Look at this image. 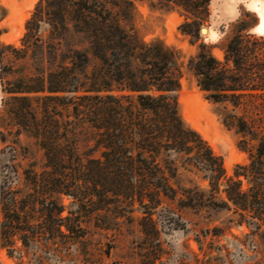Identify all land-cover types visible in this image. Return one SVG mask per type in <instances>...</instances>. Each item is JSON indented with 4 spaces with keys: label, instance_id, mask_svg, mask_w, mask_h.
<instances>
[{
    "label": "trees",
    "instance_id": "16d2710c",
    "mask_svg": "<svg viewBox=\"0 0 264 264\" xmlns=\"http://www.w3.org/2000/svg\"><path fill=\"white\" fill-rule=\"evenodd\" d=\"M133 1L39 0L27 20L16 58L30 60L28 70L9 90L19 128L0 156V250L15 264H119L114 251L138 228L135 264H167L163 233L191 229L204 251L208 236L228 228L193 219L188 228L186 211L205 219L226 210L237 217L229 222L250 229L235 235L236 264H264V35L242 18L222 42L223 59L201 44L188 62L249 154L229 175L223 157L180 114V52L124 24ZM158 1L181 9L180 29L200 39L212 0ZM22 132L42 150L41 164L27 151L18 155ZM183 171L207 185L185 184ZM210 244V253L223 251Z\"/></svg>",
    "mask_w": 264,
    "mask_h": 264
},
{
    "label": "rangeland",
    "instance_id": "374dc122",
    "mask_svg": "<svg viewBox=\"0 0 264 264\" xmlns=\"http://www.w3.org/2000/svg\"><path fill=\"white\" fill-rule=\"evenodd\" d=\"M226 1L212 0L210 6L211 16L201 26V28L206 26V30L203 34L200 30V39L185 34L180 29L181 24L187 19L181 9L168 8L159 3L158 0H134L131 7V22H124V24L127 27L134 26L143 40L147 42L161 40L180 52L181 61L184 64L182 88L178 93L180 114L184 122L194 129L196 128L185 118V114L195 117L201 123L208 137H205L200 130H196L210 143L214 151L223 157L228 174L232 175L237 164L249 161V154L239 147L240 135L234 129H229L223 124L217 112V105L206 98L205 93L198 86L194 74L188 68L190 58L198 53L201 44L208 45L216 57L223 59L222 42L232 34L233 24L242 18L251 24V32L264 35V16L262 13H258L259 9L256 11V8L252 7L251 0H236V9L233 13L226 12ZM38 2L39 0H0V54L2 55V58H0L1 157L6 155L9 151H6L7 146L17 138L15 131L19 127L10 112L12 110L10 99L14 94L10 93L9 90L16 87L20 70L23 67L28 70L26 62H30V60H18L16 57L19 53L16 50L22 47L21 39L26 33L27 20L32 16ZM261 2L264 4V0H261ZM23 17H26V19L22 24L21 19ZM42 29V35L47 36L49 34L48 24L44 23ZM10 44L15 49L4 47V45ZM19 141L22 147H18V155L23 156L27 151L29 152V158L37 160L41 164L43 152L38 147L36 140L22 132ZM24 148L28 149L24 150ZM191 179L203 187L207 185V182L202 181L199 176L183 171L182 181L189 184ZM65 202L69 203V200L65 199ZM185 213L188 228L192 227L191 219L200 221L203 226L213 227L217 225L228 228L221 236H208L205 239L204 251L200 249L196 233L191 229H174L163 233L162 239L169 252L164 258L168 260L167 264H179V260L183 258L185 264H199L194 254L201 259H209L211 256H215L216 259H213L211 264H230V262L236 264L237 258H240V253L238 252L239 246L234 244L236 241L235 235L244 238V235L250 232V229L246 225L237 226L235 221L229 222L230 218L235 219L237 217L226 210H210L209 216L205 219L192 211H186ZM139 234L137 228L135 235L126 234L122 237L121 244L114 251L112 260H118L119 264H135V255H132V243L134 239H139ZM257 239L260 241L259 237ZM210 242L215 247L223 246V251L215 250L210 253ZM0 264H15V261L8 256L6 250H0Z\"/></svg>",
    "mask_w": 264,
    "mask_h": 264
},
{
    "label": "bare ground",
    "instance_id": "6f19581e",
    "mask_svg": "<svg viewBox=\"0 0 264 264\" xmlns=\"http://www.w3.org/2000/svg\"><path fill=\"white\" fill-rule=\"evenodd\" d=\"M251 2V4H252V7H255L256 8V11H257V9H259L260 11H258V13H262L263 14V16H264V4H263V2H261V0H251L250 1ZM249 2V3H250ZM258 2H260V3H258ZM248 3V4H249ZM235 9H236V0H227L226 1V5H225V10H226V12L227 13H233V12H235ZM254 9V8H253ZM224 10V9H223ZM224 10V11H225ZM261 16V15H260ZM25 19H26V17H23L22 19H21V23L23 24L24 23V21H25ZM262 24V23H261ZM261 27H263V26H261ZM264 29V28H263ZM185 118L189 121V122H191L192 123V125L196 128V129H198V130H200L203 134H204V136L205 137H208V134H207V132L204 130V128H203V126L201 125V123L195 118V117H193V116H190V115H188V114H185Z\"/></svg>",
    "mask_w": 264,
    "mask_h": 264
},
{
    "label": "water",
    "instance_id": "95a60500",
    "mask_svg": "<svg viewBox=\"0 0 264 264\" xmlns=\"http://www.w3.org/2000/svg\"><path fill=\"white\" fill-rule=\"evenodd\" d=\"M205 30H206V26H203V27L201 28V33L203 34V33L205 32Z\"/></svg>",
    "mask_w": 264,
    "mask_h": 264
}]
</instances>
